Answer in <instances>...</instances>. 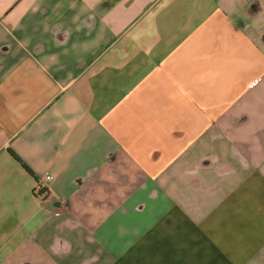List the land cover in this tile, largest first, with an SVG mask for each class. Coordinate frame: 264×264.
<instances>
[{"label":"crops","instance_id":"obj_1","mask_svg":"<svg viewBox=\"0 0 264 264\" xmlns=\"http://www.w3.org/2000/svg\"><path fill=\"white\" fill-rule=\"evenodd\" d=\"M0 264H264V0H0Z\"/></svg>","mask_w":264,"mask_h":264},{"label":"built area","instance_id":"obj_2","mask_svg":"<svg viewBox=\"0 0 264 264\" xmlns=\"http://www.w3.org/2000/svg\"><path fill=\"white\" fill-rule=\"evenodd\" d=\"M46 179H50V176H47ZM35 193L41 199H44V198H46L49 195L48 189L42 187L41 185H37V187L35 189Z\"/></svg>","mask_w":264,"mask_h":264},{"label":"trees","instance_id":"obj_3","mask_svg":"<svg viewBox=\"0 0 264 264\" xmlns=\"http://www.w3.org/2000/svg\"><path fill=\"white\" fill-rule=\"evenodd\" d=\"M12 154L22 164L23 167H25L29 172L32 173L28 165L17 154H15L14 152H12Z\"/></svg>","mask_w":264,"mask_h":264}]
</instances>
